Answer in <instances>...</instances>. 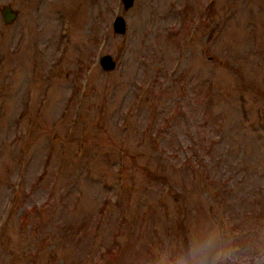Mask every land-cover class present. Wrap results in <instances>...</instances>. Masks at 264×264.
<instances>
[{"label": "rangeland", "instance_id": "1", "mask_svg": "<svg viewBox=\"0 0 264 264\" xmlns=\"http://www.w3.org/2000/svg\"><path fill=\"white\" fill-rule=\"evenodd\" d=\"M4 5L0 264H153L214 231L264 252V0Z\"/></svg>", "mask_w": 264, "mask_h": 264}, {"label": "clouds", "instance_id": "2", "mask_svg": "<svg viewBox=\"0 0 264 264\" xmlns=\"http://www.w3.org/2000/svg\"><path fill=\"white\" fill-rule=\"evenodd\" d=\"M240 251L231 239L225 241L214 231L202 240L190 241L182 251H163L153 264H264V252L241 259L236 255Z\"/></svg>", "mask_w": 264, "mask_h": 264}, {"label": "water", "instance_id": "3", "mask_svg": "<svg viewBox=\"0 0 264 264\" xmlns=\"http://www.w3.org/2000/svg\"><path fill=\"white\" fill-rule=\"evenodd\" d=\"M123 7L127 8L132 4V0H121ZM0 16L4 24L11 23L17 16V12L12 10L9 5H4L0 8ZM111 27L114 33L123 34L125 30L124 20L119 15L112 18ZM97 62L103 71H110L114 68L115 62L108 54L98 57Z\"/></svg>", "mask_w": 264, "mask_h": 264}, {"label": "trees", "instance_id": "4", "mask_svg": "<svg viewBox=\"0 0 264 264\" xmlns=\"http://www.w3.org/2000/svg\"><path fill=\"white\" fill-rule=\"evenodd\" d=\"M226 186H228V183H225V187ZM227 188V187H226ZM253 188H255V187H253ZM262 192V191H261ZM252 197L253 198H256V191H254L253 193H252ZM243 201V200H242ZM254 202V201H253ZM224 203H226V202H224ZM253 204H255V203H250V205H253ZM225 206H229V202H228V205H225ZM229 209L231 210V208H230V206H229ZM252 213V209H250V208H248V209H246L245 210V212H244V214L246 215V217H245V219H248V218H250L251 217V214ZM230 214H233L232 213V211H231V213Z\"/></svg>", "mask_w": 264, "mask_h": 264}]
</instances>
